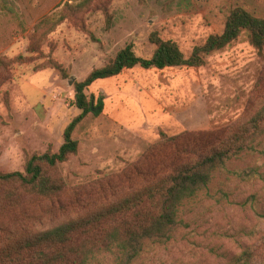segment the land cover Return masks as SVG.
I'll return each instance as SVG.
<instances>
[{
  "label": "rangeland",
  "instance_id": "rangeland-1",
  "mask_svg": "<svg viewBox=\"0 0 264 264\" xmlns=\"http://www.w3.org/2000/svg\"><path fill=\"white\" fill-rule=\"evenodd\" d=\"M5 5L0 57L13 63L11 80L0 88L4 173L23 172L33 154L58 151L66 126L80 113L74 82L126 45L136 56L150 58L155 50L150 37L156 34L177 43L188 57L223 31L231 10L264 18V0H8ZM85 93L94 104L102 98L101 114H89L73 131L74 155L43 167L51 181L63 183L62 190L40 196L16 184L0 187V248L131 196L154 182L155 173L167 172L176 151H189L180 153L181 159L201 151L204 144L189 149L191 135L247 123L264 105V49L253 48L243 31L205 56L201 67H135L94 82ZM162 136L179 138L180 146H160ZM252 146L254 153L232 159L227 171L216 173L208 193L183 207L188 226L167 245L148 248L134 264H264V134ZM93 264H112V257L102 255Z\"/></svg>",
  "mask_w": 264,
  "mask_h": 264
},
{
  "label": "trees",
  "instance_id": "trees-1",
  "mask_svg": "<svg viewBox=\"0 0 264 264\" xmlns=\"http://www.w3.org/2000/svg\"><path fill=\"white\" fill-rule=\"evenodd\" d=\"M7 1L1 0L0 7H5ZM243 31L247 32L250 45L260 53L264 49V18L242 8L231 10L223 31L210 35L203 45L195 46L188 57L177 43L162 40L156 34L150 37L155 46L150 58L136 56L133 46L126 45L107 64L93 69L83 81L74 82V105L80 113L66 126L58 151L31 155L23 172H0V187L16 184L40 196H50L62 190L63 183L51 181L45 176L43 167H56L74 155L78 144L72 138L73 131L89 114L93 117L101 114L102 98L98 97L94 104V97L85 93L94 82L117 77L135 67L144 70L201 67L205 56L224 49ZM12 63L0 57V88L11 80L9 67ZM52 69L61 72L57 64H53ZM263 134L264 105L240 127L193 134L189 149L204 144L193 158L181 159L180 155H188L189 151H176L178 157L170 162L171 168L160 175L155 173L154 182L133 191L131 196L86 217L69 220L3 246L0 248V264H93L102 255L112 257V264H134L148 248L167 245L178 229L188 226L181 217L183 207L208 193L216 173L227 171L232 159L254 153L256 149L252 144ZM178 139L162 136L159 145L174 143L173 146L178 148ZM159 166L161 171L163 163Z\"/></svg>",
  "mask_w": 264,
  "mask_h": 264
}]
</instances>
